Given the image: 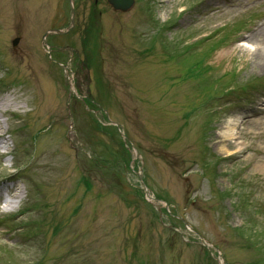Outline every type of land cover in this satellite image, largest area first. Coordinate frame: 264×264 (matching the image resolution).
Wrapping results in <instances>:
<instances>
[{
  "label": "rangeland",
  "instance_id": "1",
  "mask_svg": "<svg viewBox=\"0 0 264 264\" xmlns=\"http://www.w3.org/2000/svg\"><path fill=\"white\" fill-rule=\"evenodd\" d=\"M0 18L21 106L0 116V264H264V0H0Z\"/></svg>",
  "mask_w": 264,
  "mask_h": 264
},
{
  "label": "bare ground",
  "instance_id": "2",
  "mask_svg": "<svg viewBox=\"0 0 264 264\" xmlns=\"http://www.w3.org/2000/svg\"><path fill=\"white\" fill-rule=\"evenodd\" d=\"M16 10V9H15ZM18 10V9H17ZM22 20L25 19V22H22L20 27H16V30L23 31L22 33L26 34L28 28H30V24L26 21L28 19V15L26 16L23 12L20 11V16ZM1 21V18H0ZM1 23V22H0ZM32 24V23H31ZM1 28V33H0V38H1V45L6 46L8 43V39L11 35V28L10 25H5L2 23L0 25ZM29 31V30H28ZM262 37V38H261ZM249 41H253V44L259 47L262 56L264 57V25L260 28H258L254 34L250 35L247 37ZM12 58L16 60L17 63H14L11 67L14 72L17 73V70L22 73L26 72V76H31L30 72V56H29V51L24 47V43L21 44L18 48L13 50ZM2 90H0V116L3 114H14V112H19L21 111V106L18 104V99L14 97L13 95H9L13 97V100H10ZM23 96H19V99H21ZM3 127L1 125L0 121V137L3 135ZM262 166V165H261ZM7 180V177H0V183L5 182ZM7 205H10L9 202L5 201Z\"/></svg>",
  "mask_w": 264,
  "mask_h": 264
},
{
  "label": "water",
  "instance_id": "3",
  "mask_svg": "<svg viewBox=\"0 0 264 264\" xmlns=\"http://www.w3.org/2000/svg\"><path fill=\"white\" fill-rule=\"evenodd\" d=\"M108 2L110 4H112V6L115 8V9H127L131 3H132V0H108Z\"/></svg>",
  "mask_w": 264,
  "mask_h": 264
}]
</instances>
